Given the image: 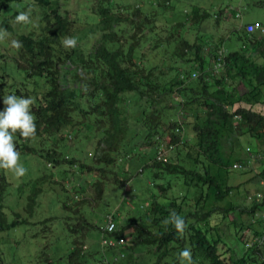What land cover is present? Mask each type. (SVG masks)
I'll use <instances>...</instances> for the list:
<instances>
[{
    "label": "trees",
    "instance_id": "16d2710c",
    "mask_svg": "<svg viewBox=\"0 0 264 264\" xmlns=\"http://www.w3.org/2000/svg\"><path fill=\"white\" fill-rule=\"evenodd\" d=\"M249 1L244 8H264V0ZM70 2L0 0V13L9 10L0 44L9 49L7 34L22 44L9 49L11 57L0 52V111L3 96L33 100L36 135L13 133V142L23 167L30 158L42 164L22 177L0 168V264H180L185 247L196 264H262L264 244L247 249L240 236L247 249L240 254L211 221L233 210L223 205L236 159L225 139L248 133L264 144V116L237 106L261 103L264 34L236 30L242 46L226 47V67L216 75L226 41L203 35L201 26L213 15L220 23L223 8L211 13L200 0H81L73 10ZM29 7V22L17 23ZM69 37L74 49L62 44ZM90 133L97 143L88 149ZM164 142L167 162L157 158ZM146 170L153 183L143 190L135 180ZM109 187L120 191L122 209H111ZM46 206L49 218L40 220ZM173 212L188 225L183 237L163 223ZM109 216L127 244H101Z\"/></svg>",
    "mask_w": 264,
    "mask_h": 264
},
{
    "label": "rangeland",
    "instance_id": "374dc122",
    "mask_svg": "<svg viewBox=\"0 0 264 264\" xmlns=\"http://www.w3.org/2000/svg\"><path fill=\"white\" fill-rule=\"evenodd\" d=\"M80 1L81 0H71L70 4L73 5V8H72L73 10L77 9ZM138 1L140 2L143 0H138ZM243 1H245V0H243ZM243 1H241V0H200V2H202V6L205 7L211 13L215 12V10L217 8H223V10H225L220 23L215 22L216 19H215V16L213 15L211 19L206 21L201 26V33L203 35L212 36L214 38V41H220L223 38L226 41L225 48L227 46L232 48L234 45L236 47L235 49L240 48L242 46L241 42H239L237 40V38L234 36V34L236 33V30H239L243 27V24L241 22L242 19L241 18H238V19L235 18V16H233L230 11L231 10H240V12H241V10H242L243 12H241V14L244 13L243 20L245 22L263 21L264 20V8H262V6L254 5V6H250L248 8L246 7L247 9H245L244 4L246 5V2H243ZM246 1H249V0H246ZM258 1H261V0H250L249 2L253 3V2H258ZM12 5H15V3L10 4L8 6V9H10ZM7 11H9V10H7V8H6L0 13V21L3 20L4 18L8 17ZM216 15L219 16L220 13H216ZM162 23L166 25L169 22L167 19L162 18ZM11 24L14 25L15 24L14 21ZM13 40H15V38L13 36H10L9 34H7V38H5V41H7L9 43V49L14 48L12 46ZM9 49H8V47H5L4 45L0 44V52L7 57L13 56L12 51ZM241 90H246V89L245 88L243 89V87H242ZM181 121L184 122V118H181ZM89 135H91V140L89 141L90 145H88V147H87L88 149H89V147L91 148V146H94L97 143V139L95 138V135L93 133H90ZM81 145L86 146V142L81 143ZM170 154H171V152H169V155ZM36 163L39 165V162H36V159L30 158L29 161L26 164H24V168L28 167V169H26L27 170L26 172H28L30 174H31V172H33L32 174H34V171H33L31 166H34ZM39 167H42L41 163H40ZM9 171H10V173L12 172V170H9ZM151 174L152 173L149 170H146L142 175L137 177V179L135 180V184L138 187L143 188V190H144L145 186H147V185L150 186V184L152 185V183H153L152 180H149V178L151 177ZM10 179L12 182L16 183L13 176H11ZM227 179L228 178L226 177V181H227ZM132 187H133V184L129 185L126 188V191L130 192L132 190ZM146 192L147 193H145V197L147 199H149L150 196L148 194V191H146ZM137 193L142 194V192H140L139 189L137 190ZM173 195H174V190H171L169 192L162 193L160 195L159 199L161 201H165V199H163L164 196H166L167 198H171ZM106 196L110 200V202H109L110 207H111V205L113 206L111 208L112 210L122 209V205L119 202L122 201L123 199H122V195H120L119 190H116L112 187H109V189L106 192ZM126 198H128V197H126ZM131 199L136 201L134 196ZM129 202H132V201L129 200ZM228 202L229 201L226 200L223 205L228 207ZM14 203H15V200L11 203V205H14ZM48 216H49L48 207L46 206L45 208H43L42 215L38 218H41L40 220H43L44 218H46ZM239 218H240V216L234 212L229 213L227 216L216 214L212 218L211 224L212 225L218 224L219 230L222 232L224 240L227 242V244L231 247L234 246V248L237 250V252L241 254L244 250H247V249L243 248V245H242L243 241L242 242L238 241V238L240 236L241 237L244 236V239H245L247 236L245 237V234L242 232V230H240V231L238 230V229H240L238 226L239 225L238 222H237V226H236V224H234V222L236 220H239V221L241 220ZM49 227H51L54 230L53 232H57V233L60 232L59 226H57L56 223H50ZM27 231L31 233L32 229H29ZM22 235H24V232H18L17 238L22 239ZM125 238H127V237H125ZM125 244H127L126 239H125ZM225 246H223V250L227 251L228 249ZM23 255H24V253H23Z\"/></svg>",
    "mask_w": 264,
    "mask_h": 264
},
{
    "label": "crops",
    "instance_id": "0c3cea01",
    "mask_svg": "<svg viewBox=\"0 0 264 264\" xmlns=\"http://www.w3.org/2000/svg\"><path fill=\"white\" fill-rule=\"evenodd\" d=\"M233 12L234 14L232 15L234 16L235 14H237L238 11L233 10ZM241 12L243 11L241 10ZM243 15L244 13L241 16V22L243 26L252 23L262 24L264 22V20L245 22L243 20ZM236 16L237 15H235V18H237ZM257 34H259V36H262L261 33ZM234 36L236 37L235 34ZM244 46L247 48L246 45ZM235 48L236 47L234 45L232 49ZM247 51H249L250 54L252 53V56L255 60L260 62L262 61L258 53L253 55V52L256 53L254 47L250 46L249 48H247ZM241 79L243 78L237 77L234 81V84L239 87L240 90L242 87L243 89L245 88L246 90H241L240 92L246 93L249 90L248 84H244ZM226 80L228 82L230 79L226 78ZM230 82L232 83L231 80ZM261 93V103L247 104L244 102L238 104L237 106H241L246 109H252L253 111L261 113L264 116V85L261 87ZM235 124H237V122ZM225 144L226 154L228 156L233 154L236 157L234 164H241L244 166V169H237L234 167L233 169H229L226 172L228 178V186L231 188L227 200L229 201L228 205L233 207V210L230 213H237L240 216L239 219H241L240 221L236 220L234 224L238 222V226L240 228L238 230H242V232L249 239L254 236L260 235L264 230V221L260 218V215L264 212V206L262 203H258L256 201L257 195L262 190V180H264L261 179V174L264 172V160L262 159V155L264 153V144L262 142H259L257 139L251 137L248 133H245L244 135L235 134L232 137H227L225 139ZM255 203L258 205V208L254 211V213H252L251 208Z\"/></svg>",
    "mask_w": 264,
    "mask_h": 264
},
{
    "label": "clouds",
    "instance_id": "9594fccd",
    "mask_svg": "<svg viewBox=\"0 0 264 264\" xmlns=\"http://www.w3.org/2000/svg\"><path fill=\"white\" fill-rule=\"evenodd\" d=\"M31 8L28 11L19 12L15 20L17 23H27L30 20ZM6 31V30H3ZM65 48H75L77 39L75 37L65 38L62 41ZM12 46L22 47L19 41L13 40ZM4 108L0 111V168L12 170L17 177H22L26 169L20 164V154L13 142V133L19 134L25 138L35 137L37 126L34 117L30 112V106L33 100L30 97L7 95L3 96ZM165 225L172 224L176 231L184 236L188 225L183 217L173 212L169 218L163 221ZM180 264H196L190 248L185 247L178 253Z\"/></svg>",
    "mask_w": 264,
    "mask_h": 264
},
{
    "label": "built area",
    "instance_id": "2783aa9c",
    "mask_svg": "<svg viewBox=\"0 0 264 264\" xmlns=\"http://www.w3.org/2000/svg\"><path fill=\"white\" fill-rule=\"evenodd\" d=\"M237 12V19L241 18L242 14L240 10H235ZM245 30L248 34H254V33H261L264 34V26L260 23H252L249 25L245 26ZM228 50L225 47H222L218 50L217 52V61L214 64L213 70L214 74L218 75L220 74L226 67V57L228 55ZM193 78L199 77V72H195L192 75ZM240 118V117H237ZM167 142H164L158 152V160L167 162V158L165 155V151L167 148ZM262 159L264 160V153L262 155ZM237 169H244V166L241 164H236L234 166ZM140 171H142L140 169ZM262 190L261 192L257 195L256 201L258 203H262L264 206V180H262ZM260 218L264 221V212L263 214L260 215ZM117 231V224L112 216L108 217V220L103 228V236L101 240V244L103 246H110V247H115L117 245H124L125 244V239L123 237L116 238L114 236L115 232ZM264 244V230L260 235L254 236L250 239L246 240V248L247 249H252V248H258L261 247ZM262 264H264V257L262 258Z\"/></svg>",
    "mask_w": 264,
    "mask_h": 264
}]
</instances>
